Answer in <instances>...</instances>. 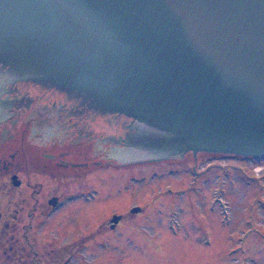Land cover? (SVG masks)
Returning a JSON list of instances; mask_svg holds the SVG:
<instances>
[{"label": "water", "instance_id": "1", "mask_svg": "<svg viewBox=\"0 0 264 264\" xmlns=\"http://www.w3.org/2000/svg\"><path fill=\"white\" fill-rule=\"evenodd\" d=\"M0 61L10 77L40 72L73 87L68 127L81 107H97L88 95L164 133L104 115L113 138L87 152L105 159L264 157V0H0ZM25 80H9L4 95L24 121L19 138L62 133L64 105Z\"/></svg>", "mask_w": 264, "mask_h": 264}, {"label": "rangeland", "instance_id": "2", "mask_svg": "<svg viewBox=\"0 0 264 264\" xmlns=\"http://www.w3.org/2000/svg\"><path fill=\"white\" fill-rule=\"evenodd\" d=\"M20 141L18 161L0 169V208L6 210L0 214V264H264V158L185 153L155 162L104 159L81 180L68 179V190H89L88 196L72 197L68 215L50 220L56 229L50 239L45 233L34 240L30 220L38 200L54 190L53 169L37 159V142ZM97 158L87 152L82 159ZM22 199L27 235L17 232L21 218L13 213ZM136 203L146 211L131 224L99 234L108 215ZM5 217L18 221L14 234H4ZM68 247L75 255H67Z\"/></svg>", "mask_w": 264, "mask_h": 264}, {"label": "flooded vegetation", "instance_id": "3", "mask_svg": "<svg viewBox=\"0 0 264 264\" xmlns=\"http://www.w3.org/2000/svg\"><path fill=\"white\" fill-rule=\"evenodd\" d=\"M5 63L0 61V75L3 76L6 73ZM26 79V78H25ZM22 77H18L16 80H25ZM26 84L30 87H36L39 95L48 96L46 92H50V96L56 98V102H61L63 107L59 108V119L64 121L65 129L62 133L53 132L48 134L49 136H43L36 143V150L39 154L37 156L39 161L48 165L52 170L49 172L48 176L53 180L52 187L54 190L46 194L45 198L42 196L38 201V206L34 209V219L30 220L33 229H35L36 235L34 240L40 237H45V233L51 234L52 231L56 230L51 228L50 220L58 221L68 215V201L74 196H88L89 190H68V179L75 178L74 181L81 180L87 173L95 170L96 167L103 165L105 162V157H100L97 159H82L84 156H87V147L90 142L96 140L97 137L103 135V141L107 139H112L113 137L107 133V130H103V122L101 120L104 115L113 116L115 122L119 125H123L124 128L130 129L131 127H137L136 121L133 117L113 111L103 109L102 107H94V109H88L87 107H81L78 111L79 114L78 122L75 125L68 127V120L72 121V113L68 111V92L72 89L68 88V84L55 81L53 79H48L41 76H32L27 78ZM41 80L42 83L39 86H36L35 82ZM0 86V169L4 168L8 171L13 165L18 161L21 154V141L20 134L22 129H24V121L21 114L14 109L10 110L9 100L4 98L8 92L9 85L8 80L4 81ZM13 91L14 87H13ZM83 99H81L82 102ZM19 110V109H18ZM73 132V133H71ZM75 135L76 139L71 140L70 135ZM45 137V138H44ZM127 137V136H125ZM103 147V146H102ZM13 149V151H10ZM85 154V155H84ZM89 169H91L89 171ZM73 175V177H72ZM69 177V178H68ZM15 185H20L22 179L19 178L17 173H13L12 177ZM16 179L19 181L17 182ZM105 189H99L100 192H104ZM80 191V192H79ZM8 193V192H7ZM7 193L5 195H7ZM44 194V193H43ZM95 195V194H94ZM23 199L15 205V210L13 213L16 214L17 218H21L20 227L22 228V233L17 230L18 221L14 220L10 222L11 219L6 218V225L3 227L4 234L11 232L14 234V231L17 230L19 234L27 235L25 227L21 224H25V213H24V204L22 203ZM129 206V207H128ZM123 211H113L107 218L101 223V226L104 227V230H98L99 234L104 235L106 232H111L112 230L120 229V226L123 224H131L134 221L136 215H140L146 211L145 206H142L139 203L127 205ZM5 213L6 210L0 208V214ZM57 213L58 219H54ZM129 213H132L131 215ZM58 214H60L58 216ZM30 215V214H29ZM117 216V220L112 218ZM119 216V217H118ZM1 217V215H0ZM11 225V228L9 225ZM61 225V224H60ZM133 225V224H132ZM13 228V229H12ZM143 235L148 236V234L142 231ZM51 235H48L47 239H50ZM53 238V237H52ZM46 239V240H47ZM72 248V247H68ZM10 255V253H7ZM67 255H75L73 249H69ZM161 257L166 256L167 258L173 259V255H158ZM104 258L112 259L111 255H104Z\"/></svg>", "mask_w": 264, "mask_h": 264}]
</instances>
